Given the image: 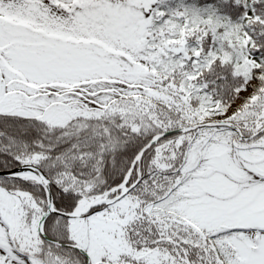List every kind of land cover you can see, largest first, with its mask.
<instances>
[{"label": "snow or ice", "instance_id": "6c2138e0", "mask_svg": "<svg viewBox=\"0 0 264 264\" xmlns=\"http://www.w3.org/2000/svg\"><path fill=\"white\" fill-rule=\"evenodd\" d=\"M0 264H264V0H0Z\"/></svg>", "mask_w": 264, "mask_h": 264}]
</instances>
